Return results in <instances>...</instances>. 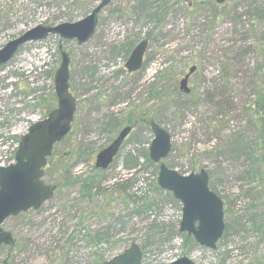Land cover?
<instances>
[{"label":"rangeland","instance_id":"rangeland-1","mask_svg":"<svg viewBox=\"0 0 264 264\" xmlns=\"http://www.w3.org/2000/svg\"><path fill=\"white\" fill-rule=\"evenodd\" d=\"M101 1L0 0V50L39 26L78 23ZM143 40L145 70L129 74ZM62 53L76 112L45 169L57 192L3 224L15 245L0 248V264H105L133 244L142 264H264V0H114L83 45L59 35L26 44L0 68V167L15 163L22 137L58 108ZM192 67L187 95L180 82ZM151 122L172 138L167 167L206 171L223 200L216 250L180 232L183 206L159 187L149 159ZM127 126L134 130L113 165L97 169V155ZM130 154L138 162L128 168ZM103 233L108 243L97 244Z\"/></svg>","mask_w":264,"mask_h":264},{"label":"water","instance_id":"water-1","mask_svg":"<svg viewBox=\"0 0 264 264\" xmlns=\"http://www.w3.org/2000/svg\"><path fill=\"white\" fill-rule=\"evenodd\" d=\"M190 2V0H184ZM226 0H217L218 4ZM113 0H102L92 13L75 24H63L54 28L39 26L22 37L8 43L0 50V68L8 65L19 50L28 43L46 40L50 35H59L65 40H76L79 45L87 43L95 34L98 17ZM148 41L143 40L131 54L126 68L129 74L141 70ZM192 67L180 82V91L189 95V79L196 72ZM70 58L62 53V62L55 75V91L58 108L47 119L35 123L28 134L22 137L16 153L15 163L0 167V247L15 243L11 233L2 229L3 224L30 210H39L43 204L53 199L57 186L47 185L43 179L48 159L52 156L56 144L63 141L71 132L76 100L70 93ZM154 140L150 146V161L159 165L158 185L170 192L182 206L180 232L192 236L196 243L209 250H216L218 242L225 233L224 202L209 187V175L206 171L188 176L171 170L163 162L172 151V138L157 123L151 122ZM132 128L123 129L118 138L96 158V168L107 170L118 155ZM143 253L137 244H133L124 253L113 257L105 264H142ZM172 264H195L183 257Z\"/></svg>","mask_w":264,"mask_h":264},{"label":"trees","instance_id":"trees-1","mask_svg":"<svg viewBox=\"0 0 264 264\" xmlns=\"http://www.w3.org/2000/svg\"><path fill=\"white\" fill-rule=\"evenodd\" d=\"M218 18V16L216 17V19ZM138 162V160H136L133 155H129L128 158H127V167H133L135 165V163ZM90 180H87V181H84V185H83V190L85 193H90V183H89ZM117 186V185H116ZM108 236L107 234H99L96 238V243L97 244H102V243H105L107 242L108 243Z\"/></svg>","mask_w":264,"mask_h":264},{"label":"flooded vegetation","instance_id":"flooded-vegetation-1","mask_svg":"<svg viewBox=\"0 0 264 264\" xmlns=\"http://www.w3.org/2000/svg\"><path fill=\"white\" fill-rule=\"evenodd\" d=\"M109 6H110V5H109ZM147 41H148V40H147ZM140 43H141V42H140ZM140 43H139V44H140ZM139 44H138V45H139ZM138 45H137V46H138ZM137 46H136V47H137ZM136 47H135V48H136ZM135 48H134V50H135ZM148 48H149V42H148ZM148 48H147V51H148ZM134 50H133V51H134ZM133 51H132V53H133ZM147 51H146V53H147ZM132 53H131V54H132ZM146 53H145V55H146ZM145 55H144V59H143V65H142V68H141V70H140V71H142V72H144V70H145V68H144V67H145ZM130 56H131V55H130ZM140 71H139V72H140ZM128 73H129V72H128ZM136 73H138V72H136ZM194 74H195V73H194ZM194 74H193V75H194ZM193 75H192V76H193ZM192 76L190 77V79L192 78ZM184 77H185V76H184ZM190 79H189V81H190ZM133 130H134V129H133ZM119 133H120V132H119ZM119 133H118V135L116 136V138L113 140V142L118 138ZM127 139H128V138H127ZM127 139L123 142V144H122V146H121V148H120V151H121L123 145L125 144V142L127 141ZM113 142H112V143H113ZM112 143H111V144H112ZM111 144H110V145H111ZM120 151H119V153H120ZM119 153H118V154H119ZM117 156H118V155H117ZM116 158H117V157H116ZM115 160H116V159H115ZM13 237H14V236H13ZM14 240H15V238H14ZM14 245H15V243H14L13 245H11V246H2V247H12V246H14ZM2 247H0V248H2Z\"/></svg>","mask_w":264,"mask_h":264}]
</instances>
